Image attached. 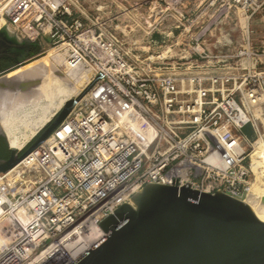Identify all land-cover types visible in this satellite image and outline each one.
Returning <instances> with one entry per match:
<instances>
[{"label": "built area", "instance_id": "built-area-1", "mask_svg": "<svg viewBox=\"0 0 264 264\" xmlns=\"http://www.w3.org/2000/svg\"><path fill=\"white\" fill-rule=\"evenodd\" d=\"M157 1L182 37L154 53L124 49L69 0H0L9 27L62 44L95 82L41 147L0 173V264H73L149 183L250 197L264 149V36L258 45L249 29L239 39L224 30L232 0L202 4L198 25L186 0Z\"/></svg>", "mask_w": 264, "mask_h": 264}, {"label": "water", "instance_id": "water-1", "mask_svg": "<svg viewBox=\"0 0 264 264\" xmlns=\"http://www.w3.org/2000/svg\"><path fill=\"white\" fill-rule=\"evenodd\" d=\"M8 40L16 42L17 50L26 51L36 42L37 53L42 51L37 39L22 40L0 18V56ZM27 61L18 60V67ZM11 72L0 74V79ZM94 84L68 101L25 150L10 148V157L0 159V173L11 171L41 147ZM30 85L17 84L16 90ZM99 226L105 238L73 264H264V217L245 201L221 192L203 193L189 184L149 183Z\"/></svg>", "mask_w": 264, "mask_h": 264}, {"label": "rangeland", "instance_id": "rangeland-1", "mask_svg": "<svg viewBox=\"0 0 264 264\" xmlns=\"http://www.w3.org/2000/svg\"><path fill=\"white\" fill-rule=\"evenodd\" d=\"M150 1L152 0H69L68 6L70 10L73 11V13H75V15L81 19H85V17H90L93 19L104 20L106 13H110L113 18H116V21H118L119 25L124 24V26L128 27V25H133V14L147 16L149 6L148 4L150 3ZM226 1L228 0H206V2H211L210 9L212 11L220 7V5L224 4V2ZM249 1L250 0H232V31L237 32L236 38L238 37L239 39L242 37L240 32L249 29L250 31H253L256 34L257 43L258 45H261V38L262 36H264V0H256V3L253 2V4ZM1 8H3V6H1L0 9ZM0 18L4 21L2 17ZM105 27L108 34H116L118 36L119 41L123 45L124 49L135 50V48H138L140 46V39H134L132 36V31H130V34L120 33V31H117L114 26H110L108 23L105 25ZM10 28L22 40H24L27 37V33H29L28 30L18 32L16 29L12 27ZM147 28L148 26L146 27V29ZM36 39L38 40L42 51L30 58L23 66L13 69L11 73L18 71L19 69L26 67L32 63H35L39 60H45L47 58V63H49L51 66L56 67L57 69H61V72L63 71L62 66H60L62 64L60 63L59 65V62L56 64L55 61L57 62V60L54 59L53 61L52 57L58 53L59 55H62V57L65 58L64 61H66L69 57L68 52L65 51L66 47L62 46V44L55 43L52 38L48 36L39 35L34 39V41ZM141 41L145 43L144 46H147V39H143ZM64 53H66L67 55ZM69 67L72 68L71 66ZM71 70L75 71V68ZM90 73L85 78L86 80H91ZM50 74L53 75V71H51ZM62 74L65 75V72H63ZM45 77L47 81H49V76ZM37 79L43 80L42 77H37ZM86 80L82 82L85 83ZM34 81L35 80H29V83L32 84L34 83ZM46 82L43 81V83ZM82 82L80 84H83ZM31 87L33 88L34 86ZM46 125H44V127ZM44 127H42V129ZM0 130L2 131L1 126ZM36 136L21 150H25V148H27L35 140ZM4 138L6 140V143L8 144L5 136ZM8 148L10 149L9 145Z\"/></svg>", "mask_w": 264, "mask_h": 264}, {"label": "crops", "instance_id": "crops-1", "mask_svg": "<svg viewBox=\"0 0 264 264\" xmlns=\"http://www.w3.org/2000/svg\"><path fill=\"white\" fill-rule=\"evenodd\" d=\"M205 3L206 0H186L182 12L191 22L193 21L194 24H203L206 22L207 17L205 14L201 17H198V15L200 13L199 9L202 7V4ZM165 10V4L155 0L154 2L149 3L147 16L133 14V25H128L129 28L124 26V24L119 25L116 18H113L110 13H106L102 22L105 25L108 23L110 26H114L117 31H120V33L130 34V31H132L133 38L140 39L139 50L156 53L160 50H164L170 42L172 43L174 40L182 37L179 35V31L175 29L179 21L177 15L173 12L166 13ZM146 25L148 26L147 29ZM196 27L193 29H196ZM224 30L226 32L232 31V25L227 26ZM190 35L191 34H187L186 37L190 38ZM143 39L148 40L147 46H144L145 43L141 41ZM47 62L48 58L45 60H39L0 79V85L6 80L5 85L3 86L4 88L0 86V108L2 110H11L22 104L35 101L40 95H42V89L46 85L59 82L56 74V67L51 66ZM51 71H53V75L50 74ZM45 76H49V81H47ZM37 77H42L43 80H39ZM29 80H35L38 84L34 81V84L31 85L34 86L33 88L27 86L25 91L16 90L17 84L23 82L30 84ZM43 81L47 82L43 83Z\"/></svg>", "mask_w": 264, "mask_h": 264}, {"label": "bare ground", "instance_id": "bare-ground-1", "mask_svg": "<svg viewBox=\"0 0 264 264\" xmlns=\"http://www.w3.org/2000/svg\"><path fill=\"white\" fill-rule=\"evenodd\" d=\"M2 10L3 8L0 9V17L3 18ZM4 21L7 24L5 19ZM52 58L53 61L54 59L57 60V62L55 61L56 64L58 62L59 65L60 63L62 64L60 65L63 69L62 72L60 71L61 69L56 68L59 82L46 85L42 89V95L35 101L22 104L11 110H2L0 108V126L11 149L21 150L26 146L36 136L38 131L64 108L68 101L80 96L88 87L90 80L85 78L92 71L87 68L88 64L86 62L82 61L74 65L69 59L64 61L65 58L58 53ZM74 68L75 71H72L71 69ZM63 72H65V75L62 74ZM84 80H86L85 83L82 82ZM5 81L1 84L5 85ZM81 82L83 84H80ZM36 83L38 84V82ZM0 86L2 87V85ZM261 168L264 169V149H261L256 158H254L256 180L253 183L252 193L247 200L251 208L264 217V188H262L264 187V171L260 172Z\"/></svg>", "mask_w": 264, "mask_h": 264}, {"label": "flooded vegetation", "instance_id": "flooded-vegetation-1", "mask_svg": "<svg viewBox=\"0 0 264 264\" xmlns=\"http://www.w3.org/2000/svg\"><path fill=\"white\" fill-rule=\"evenodd\" d=\"M4 44L7 46V49L6 53L3 56H0V74L17 68L18 60L23 58L29 60L39 51V45L36 42L30 45L26 51L17 50L16 42L12 40L4 41Z\"/></svg>", "mask_w": 264, "mask_h": 264}, {"label": "trees", "instance_id": "trees-1", "mask_svg": "<svg viewBox=\"0 0 264 264\" xmlns=\"http://www.w3.org/2000/svg\"><path fill=\"white\" fill-rule=\"evenodd\" d=\"M249 128L245 129V133H248ZM11 150L8 148V144L3 135H0V159H8L10 157Z\"/></svg>", "mask_w": 264, "mask_h": 264}]
</instances>
